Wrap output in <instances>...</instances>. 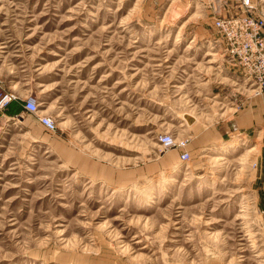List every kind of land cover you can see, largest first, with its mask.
I'll list each match as a JSON object with an SVG mask.
<instances>
[{
  "label": "rangeland",
  "instance_id": "obj_1",
  "mask_svg": "<svg viewBox=\"0 0 264 264\" xmlns=\"http://www.w3.org/2000/svg\"><path fill=\"white\" fill-rule=\"evenodd\" d=\"M242 12L0 0V83L17 98L0 109V264H264V89L213 26Z\"/></svg>",
  "mask_w": 264,
  "mask_h": 264
},
{
  "label": "built area",
  "instance_id": "obj_2",
  "mask_svg": "<svg viewBox=\"0 0 264 264\" xmlns=\"http://www.w3.org/2000/svg\"><path fill=\"white\" fill-rule=\"evenodd\" d=\"M243 12L237 18L216 17L213 26L219 35L220 48L231 67L241 69V77L251 87L254 94L264 89V7L263 1L237 0ZM226 4V2H225ZM220 10L218 11V15ZM16 96L6 93L0 83V109L5 108ZM24 109L34 114L39 123L50 131H55L53 121L38 115L35 101H26ZM166 140L165 143H168Z\"/></svg>",
  "mask_w": 264,
  "mask_h": 264
},
{
  "label": "crops",
  "instance_id": "obj_3",
  "mask_svg": "<svg viewBox=\"0 0 264 264\" xmlns=\"http://www.w3.org/2000/svg\"><path fill=\"white\" fill-rule=\"evenodd\" d=\"M3 48H6V46H4ZM262 120H263L262 122L264 123V118ZM259 131H260L259 133L262 134V139H261V136L257 137V142L258 141L260 142V139H261L260 154H259V161H258V167H257V179L260 184V190H261L260 197H261V204H262L263 213H264V124L262 125ZM263 224H264V216H263ZM263 231H264V225H263Z\"/></svg>",
  "mask_w": 264,
  "mask_h": 264
},
{
  "label": "water",
  "instance_id": "obj_4",
  "mask_svg": "<svg viewBox=\"0 0 264 264\" xmlns=\"http://www.w3.org/2000/svg\"><path fill=\"white\" fill-rule=\"evenodd\" d=\"M183 119L185 120L188 126H192L195 123V118L188 114H184Z\"/></svg>",
  "mask_w": 264,
  "mask_h": 264
},
{
  "label": "bare ground",
  "instance_id": "obj_5",
  "mask_svg": "<svg viewBox=\"0 0 264 264\" xmlns=\"http://www.w3.org/2000/svg\"><path fill=\"white\" fill-rule=\"evenodd\" d=\"M262 1H264V0H262ZM252 2H254V1H252ZM251 88H252V87H251ZM38 107H42V105L38 103ZM188 115H190V114H188ZM190 116H192V115H190ZM192 117H194V116H192ZM194 118H195V121H196L197 118H196V117H194ZM249 152H252V150L249 151ZM219 157H223V155L221 154ZM217 160H218V161H223V158H217Z\"/></svg>",
  "mask_w": 264,
  "mask_h": 264
}]
</instances>
